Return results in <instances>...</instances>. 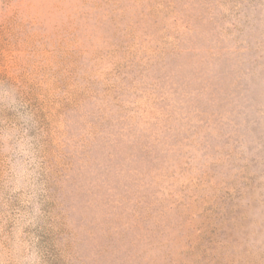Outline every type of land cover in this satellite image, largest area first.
<instances>
[{
  "label": "rangeland",
  "instance_id": "374dc122",
  "mask_svg": "<svg viewBox=\"0 0 264 264\" xmlns=\"http://www.w3.org/2000/svg\"><path fill=\"white\" fill-rule=\"evenodd\" d=\"M0 264H264V0H0Z\"/></svg>",
  "mask_w": 264,
  "mask_h": 264
}]
</instances>
